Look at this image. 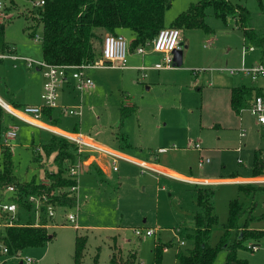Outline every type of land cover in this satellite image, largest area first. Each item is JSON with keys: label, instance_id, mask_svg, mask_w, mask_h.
I'll return each instance as SVG.
<instances>
[{"label": "rangeland", "instance_id": "374dc122", "mask_svg": "<svg viewBox=\"0 0 264 264\" xmlns=\"http://www.w3.org/2000/svg\"><path fill=\"white\" fill-rule=\"evenodd\" d=\"M0 1L5 6L1 24H6L7 44L19 56L44 60L41 41L30 36L35 27L31 18L39 7L30 0ZM199 1L174 0L165 16L166 27ZM231 1L247 8L249 24L264 32V0ZM206 23L211 29L209 33L203 29L184 31L183 62L179 67L173 64L172 69L166 71L152 68L159 55L153 54L150 46L144 47V54H138L136 49L131 50L130 39L124 35L130 51L129 68L89 69L87 73L95 83L93 90L71 94L61 90L59 104L81 106L82 115L65 116L58 109L54 110L53 117L59 120L55 126L69 133L78 131L109 148L185 175L222 179L238 175L255 177L252 172L254 154L256 151L264 153V127L256 123L247 108L238 115L229 106L223 89L230 88L237 76L220 71L240 68L243 50L254 45L245 39L233 15L224 19L208 9ZM37 34L42 36V29L38 28ZM254 47L256 51H247V64L259 61L262 56V48ZM249 82L245 79V83ZM43 84L42 72L35 67L28 68L23 61L4 59L0 63V97L8 104L13 105L11 100L15 96L21 102L41 104ZM134 106L136 111L120 125L122 107ZM10 123L19 129L18 137L11 141L16 173L26 180L35 175L46 180L42 168L32 161V149L47 140L49 133L18 120ZM243 130L246 136L242 138ZM196 143L202 150L195 148ZM160 148L166 152H159ZM201 158L209 159V163L200 167ZM104 162V170L98 166L107 171L103 179L91 167L81 171L79 190L74 193L77 205L57 210L48 230L52 240L44 247L26 249L21 257L2 255L0 264L22 261L26 264V257L34 261L32 264H75L78 235L88 237L81 264H111L112 250L123 264H153L157 244L167 247L163 264H178L177 252H185L193 245L187 234L195 227L197 186L143 171L130 162L119 161L117 171L110 159ZM50 163L48 167L54 170L51 160ZM242 185L260 191L247 195L239 184L207 186L215 191L213 202L219 219L213 228L212 246L224 237L230 204L234 200L246 208L251 220L248 228L264 232V186ZM69 213L77 214L79 229L67 220ZM247 217L239 220L241 228L245 227ZM147 229H153L154 235L140 237L135 233V230ZM234 241L233 234L229 244ZM252 244H258L257 252L250 250ZM243 247L238 251L240 259L249 264H264V236L260 241L245 240ZM131 252L137 253L136 261L129 258ZM225 256L226 251L221 250L215 264H224Z\"/></svg>", "mask_w": 264, "mask_h": 264}, {"label": "trees", "instance_id": "16d2710c", "mask_svg": "<svg viewBox=\"0 0 264 264\" xmlns=\"http://www.w3.org/2000/svg\"><path fill=\"white\" fill-rule=\"evenodd\" d=\"M45 4L37 9L31 18L35 22L32 38L38 28L42 29L41 44L44 61L54 65H89L102 59L103 42L106 36L119 34L120 29H128L134 39L131 50L147 46L166 28L165 16L174 0H43ZM213 9L217 17L226 18L233 15L236 24L244 32L245 39L252 45L264 50V32L252 27L249 22L250 13L247 8L234 4L231 0H200L193 3L180 13L170 27L177 28L181 34L185 30L203 29L211 32L206 23L207 10ZM6 24H0V54H5L11 48L5 40ZM4 59L0 58V63ZM255 88L241 87L231 90V107L236 114H241L255 93ZM52 109L44 110V118L52 125L59 120L53 117ZM136 111V107H122L120 125ZM16 120L0 105V202L12 201L19 207L18 221L15 226H8L0 231V242L7 248L9 257L17 256L31 247H44L53 236L48 231L51 219L45 207L38 224L35 222L33 207L27 202L30 195L46 197L45 205L52 204L55 208L71 209L76 207V197L69 192L57 193L59 189H67L76 183L67 175L66 162H75L79 158L77 146L68 140L49 133L40 146L32 149V161L36 163L46 176L45 183L37 175L26 180L16 173V163L11 147L2 144V136L9 123ZM11 124V123H10ZM57 127V126H56ZM78 132V131H75ZM123 148V146H121ZM55 169L50 170V163ZM253 176L264 172V153L254 154ZM98 174L103 179V172ZM13 187L15 192L8 189ZM247 195H254L259 188L240 185ZM214 190L209 187L197 186L196 204L198 211L194 216L192 232L188 239L192 247L187 251L177 252L178 264H215L221 250L226 251L224 264H249L238 257V251L245 240L260 241L263 231L249 229L251 221L246 208L234 200L230 204L228 222L224 228V237L216 246L210 244L213 228L218 224V215L213 202ZM247 217L244 228L239 220ZM6 218V216H5ZM235 235V241L229 244L230 237ZM87 236H77L74 254L75 264H81L87 245ZM167 247L157 244L153 264H163V252ZM0 256H2L0 251ZM129 258L136 261L137 253L131 252ZM124 261L112 250L111 264H123ZM129 263V264H134ZM1 264H6L5 262ZM18 264H23L22 262Z\"/></svg>", "mask_w": 264, "mask_h": 264}, {"label": "built area", "instance_id": "2783aa9c", "mask_svg": "<svg viewBox=\"0 0 264 264\" xmlns=\"http://www.w3.org/2000/svg\"><path fill=\"white\" fill-rule=\"evenodd\" d=\"M31 3L35 4L36 7H42L45 2L43 0H30ZM34 1V2H32ZM33 4V5H34ZM5 10L4 4L0 1V24L3 20V13ZM36 40L41 41V36L36 35ZM150 46L151 51L159 54L165 55L164 61L162 63L156 64L153 69L156 70H165L172 69V59L170 55L176 51L182 49V38L181 32L177 28L166 27L159 31L158 35L151 42ZM146 46H142L136 49L138 54H144ZM248 52L256 51L254 46H249L243 50V63L240 68L232 69L226 68L221 69V72H229V75H241L249 78L254 84L255 91L252 99L247 105V109L255 117L256 123L264 127V58L255 64L247 65L245 64V56ZM129 46L125 37L121 34L109 35L106 36L103 42L102 49V59L89 65H54L50 64L44 60H36L31 57H22L15 54V50L10 48L9 51L5 54H0L2 59H11L13 61H23L26 63L28 68H37L40 70L44 77L43 89L41 92V104L40 105H25L22 107H15L11 104L6 103L0 97V105L6 110V112L11 115L16 120L27 124L31 127L53 133L57 136H60L69 142L77 146L78 154L80 155L78 160L71 163L66 162L67 175L76 181L74 185L67 189H59L58 194L62 192H69L74 195L75 192L79 190V177L81 171L90 167L91 165L96 164L102 170H104V161L105 159H110L113 163L114 171L118 170L117 163L119 161L130 162L143 171H151L158 175L166 176L169 178L177 179L180 181L187 182L196 186L207 187L213 186L215 184H220L221 181H215L210 179H195L188 178L183 176H175L163 169L160 166L150 164L148 162L136 159L122 153L113 148H109L97 140L85 136L79 132L69 133L63 131L56 126L47 123L44 121V110L52 109L59 110L62 115L65 116H81L82 108L81 106L69 107L59 104L61 89L65 84L74 83V89L77 92L84 93L86 91H91L95 88V83L88 75L87 71L93 68H114L125 70L128 69V55H129ZM137 69H143L138 67ZM245 110V109H244ZM17 125L11 124L4 131L2 136V144L5 146L11 147V141L15 140L19 133ZM245 130L242 131L241 137H245ZM195 148L202 150V147L199 143L195 144ZM159 152H166V149L161 148ZM241 162V161H240ZM205 163H209V159L204 160L201 158L199 160V166L203 167ZM43 182L49 183L47 180ZM233 184H257L264 186V172L260 176L249 177L245 179H234L231 181ZM10 193L15 192L13 187L8 189ZM46 197H41L38 195H30L27 197V202L33 207V214L35 217V222L38 224L42 209L45 207L47 215L50 219H54L57 215V210H68L66 208H55L52 204L45 205ZM77 200V198H76ZM77 205V202H76ZM19 207L15 202L5 201L0 202V231L8 226L17 225L18 221ZM6 216V218H5ZM67 220L74 224L76 229H79L77 224V214L69 213L66 216ZM137 236L149 237L154 235L153 229L144 230H135ZM184 242H181L183 245ZM258 244H252L249 246L250 250L253 252L258 251ZM0 251L2 255H7V248H5L0 242ZM23 252H19L17 257H21ZM26 264H32L34 261L31 258H25ZM24 264V261H22Z\"/></svg>", "mask_w": 264, "mask_h": 264}, {"label": "crops", "instance_id": "0c3cea01", "mask_svg": "<svg viewBox=\"0 0 264 264\" xmlns=\"http://www.w3.org/2000/svg\"><path fill=\"white\" fill-rule=\"evenodd\" d=\"M118 33L119 34H121V35H126V36H128L129 37V39H130V43L133 41V39H134V35H133V33L129 30L128 31V29H120L119 31H118ZM184 32H182V34H181V38L183 37V34ZM184 40L182 39V49L180 50V51H178L177 52V55H174L173 53L170 55V57H171V59H172V66H173V64H174V66L173 67H175V66H180L181 64H182V62H183V55H184V52H183V48H184ZM186 48H188V46H186ZM16 51V50H15ZM155 52H153V54H154ZM15 54H17L16 52H15ZM155 54H158L159 56L156 58V60H158L152 67H154L156 64H159V63H162L163 61H164V58H165V55H163V54H159V53H155ZM176 57V58H175ZM264 58V50L262 51V56H261V58H260V60L258 61V60H255V61H253L252 62V64H255V63H257V62H260L262 59ZM245 64H247V62H246V58H245V62H244ZM252 64H247V65H252ZM138 67H136V69H137ZM38 71H40V70H38ZM158 71H161V70H158ZM164 71H166V70H164ZM41 72V71H40ZM235 76H237V78L235 79V80H233V82H232V84H231V87L230 88H227V89H223L224 91V93H226V95H228V103H229V106L231 107V103H230V99H231V90L233 89V88H241V87H250V88H254L255 87V84L249 79V78H247V77H244V76H241V75H235ZM245 79L247 80V79H249V83H245ZM73 83V82H72ZM72 83H70V84H65L63 87H62V91L64 92H66V91H68V93L69 94H71L72 92H74L75 91V89H74V83L72 84ZM42 88H43V86H42ZM61 95V94H60ZM12 103H13V106H15V107H22V106H25V105H34V104H30L29 102H21V100L20 99H17V97L15 96L14 98L12 97ZM12 105V104H11ZM38 105H40V104H38ZM232 108V107H231ZM161 149V148H160ZM200 157H202V156H200ZM96 164H94V165H92V166H90L89 168L90 169H94L97 173H98V170L100 169L97 165L95 166ZM93 167V168H92ZM163 169H165L166 171H168L169 173H171V174H173V175H177V176H183V177H188V178H195V179H210V180H215V181H221V183L220 184H223V183H225V184H233V183H231V181H233L234 179H245L246 177H241V176H237V178H234L233 176H231V177H228V178H226V179H222V178H199V177H195V176H189V175H185L184 173H182V172H179V171H176V170H170L169 168H167V167H162ZM101 170V169H100ZM102 171V170H101ZM103 172V178H104V176L106 175V173H107V171L105 172V171H102ZM102 178V177H101ZM247 178H249V177H247ZM238 185V184H237ZM240 185H242V184H239V186ZM264 193V192H263ZM52 227V225L50 224L49 226H48V230L50 229Z\"/></svg>", "mask_w": 264, "mask_h": 264}, {"label": "water", "instance_id": "95a60500", "mask_svg": "<svg viewBox=\"0 0 264 264\" xmlns=\"http://www.w3.org/2000/svg\"><path fill=\"white\" fill-rule=\"evenodd\" d=\"M180 51V50H176L173 52L174 55H177V52ZM176 58V57H175Z\"/></svg>", "mask_w": 264, "mask_h": 264}, {"label": "bare ground", "instance_id": "6f19581e", "mask_svg": "<svg viewBox=\"0 0 264 264\" xmlns=\"http://www.w3.org/2000/svg\"><path fill=\"white\" fill-rule=\"evenodd\" d=\"M173 175V174H172ZM175 176H177V175H175ZM179 177V176H178Z\"/></svg>", "mask_w": 264, "mask_h": 264}]
</instances>
